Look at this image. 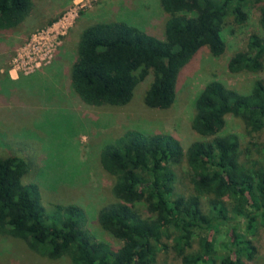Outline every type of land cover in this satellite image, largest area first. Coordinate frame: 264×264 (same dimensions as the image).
Instances as JSON below:
<instances>
[{"label": "trees", "instance_id": "1", "mask_svg": "<svg viewBox=\"0 0 264 264\" xmlns=\"http://www.w3.org/2000/svg\"><path fill=\"white\" fill-rule=\"evenodd\" d=\"M39 1L0 0V32L16 28ZM158 3L166 15L161 34L124 18L93 21L81 29L67 79L82 103L125 105L137 85L148 80L143 104L166 109L174 101L181 69L201 49L221 55L224 31L245 22L247 6L257 10L264 31V0ZM263 65L264 36L255 34L248 35L244 49L226 61L232 73L259 72ZM226 114L237 117L250 137L260 131L264 77L255 79L247 94L217 80L207 81L193 99L190 120V128L201 139L184 149L171 134L133 128L101 143L97 159L112 179V200L98 208L96 220L121 243L118 248L91 234L79 202L44 204L38 183L25 179L30 170L25 158L4 151L0 236L20 239L35 254L64 258L66 264H165L162 255L169 251L177 264H264V252L257 262L256 247L246 237L257 222L264 225V166L251 161V149L234 134H218ZM180 163L186 167L187 193L176 190L174 167ZM233 218L243 221L227 224ZM221 225L227 234L216 261L213 241Z\"/></svg>", "mask_w": 264, "mask_h": 264}, {"label": "rangeland", "instance_id": "2", "mask_svg": "<svg viewBox=\"0 0 264 264\" xmlns=\"http://www.w3.org/2000/svg\"><path fill=\"white\" fill-rule=\"evenodd\" d=\"M165 17L158 0H42L33 4L16 28L0 32V154L13 151L25 158L30 165L25 179L38 183L44 204L79 202L86 211V227L91 234L114 248L121 243L100 229L96 220L98 208L112 200V179L97 159L101 143L133 128L171 134L184 149L201 139L190 128V120L193 99L207 81L217 80L247 94L254 80L264 77V65L259 72L232 73L226 68L229 56L244 49L248 35L264 36L257 10L247 6L245 22L224 31L221 55L212 56L201 49L181 69L170 107L157 110L143 104L148 80L137 85L127 104L117 107L89 106L73 94L67 74L78 34L87 23L124 18L161 34ZM227 133L249 146L251 161L264 166V126L250 137L237 117L226 114L218 134ZM174 168L176 190L187 193L184 163ZM241 221L243 218H233L227 224L240 225ZM225 225L220 226L213 241L216 261L227 234ZM210 235L214 236L212 230ZM246 237L256 247V261H262L264 225L257 222ZM162 256L165 264L178 262L171 251ZM0 264H66V260L39 256L24 241L1 235Z\"/></svg>", "mask_w": 264, "mask_h": 264}]
</instances>
